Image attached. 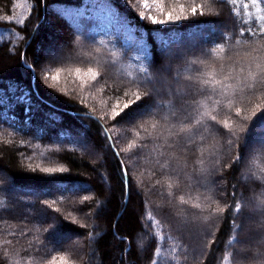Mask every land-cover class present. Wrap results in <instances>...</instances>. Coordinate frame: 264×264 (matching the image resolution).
<instances>
[{"label": "trees", "instance_id": "trees-1", "mask_svg": "<svg viewBox=\"0 0 264 264\" xmlns=\"http://www.w3.org/2000/svg\"><path fill=\"white\" fill-rule=\"evenodd\" d=\"M180 3L188 19L152 25L136 0H0V264H264L253 211L264 147L249 145L264 86L245 87L264 66V0ZM195 5L204 15L190 14ZM51 40L61 55L48 56ZM77 67L100 73L96 93L48 78L63 68L74 82ZM213 69L232 87L197 90ZM133 92L142 99L113 118ZM205 111L235 135L208 117L196 125Z\"/></svg>", "mask_w": 264, "mask_h": 264}, {"label": "snow or ice", "instance_id": "snow-or-ice-1", "mask_svg": "<svg viewBox=\"0 0 264 264\" xmlns=\"http://www.w3.org/2000/svg\"><path fill=\"white\" fill-rule=\"evenodd\" d=\"M126 2L132 6V0H126ZM169 7L166 8V0H136L137 5H139L143 11L138 12V15L141 19L147 20L148 22H150L152 25H164L170 22H176V21H180L181 19H188V16H184L182 15L185 11V5L183 3H180V0H167ZM236 0H232V3L235 4ZM252 4L255 6L258 3V0H251ZM199 10V14L200 15H204V10H203V5H195L192 6L190 8V14L192 16L197 15ZM153 12L159 13V14H163L166 19H160L159 15H153ZM259 20H264V16L259 17ZM259 31L261 33H264V25H260L259 27ZM221 51H223V45L219 46ZM212 52V54L219 56V52L216 51V49H212L210 50ZM200 63V64H204V61H193V63ZM257 68V72H253L251 70L248 71L247 76L245 77V80H250L252 81V83L246 84L245 87L255 91L257 84L259 83L261 86H264V66H262L261 64H257L256 65ZM65 71V69L63 68H59L55 70V74L51 75V79L53 81L59 82L60 80V73ZM70 74L73 71L72 69H68L67 70ZM82 69L81 68H75L74 72L76 77L79 78L80 82H81V86H83L84 84H86L88 81L85 80V76L88 77L89 80L91 81H95L97 79V77L100 76V73L94 69V68H87L86 72L82 73ZM141 71H147L146 69H142ZM241 72L244 71L243 68L240 69ZM259 77V79H258ZM146 81L151 82L150 81V74L148 77L145 78ZM190 81L192 80L191 77L188 78ZM229 77L225 76L223 77V80L221 79H217L216 78V72L215 69L210 70V71H202L200 73L199 76L196 77L195 81H193V86H195L197 88V90H210L211 92H216V90L219 88L221 90V92L226 91L227 88H231L232 85L231 84H227L225 85L223 83L224 80H228ZM60 91L62 92H66L65 89H60ZM125 95H128L127 92L124 93ZM145 95H147V93H145ZM132 96L135 97V99H129L127 102L124 103L123 108L120 109L119 112L115 111V108L113 109L114 111V117L115 116H120L121 112H123L125 109H128L131 105L136 104L137 101H140L142 99V96L140 94H138L137 92H133ZM211 97H209L210 99ZM218 103V102H217ZM117 104H119V100L117 101ZM197 104L199 105H203L204 101H197ZM232 105V101L228 102V107L230 108ZM256 108H261L260 104L255 105ZM145 111H150V109H146ZM241 113V109L237 108L236 109V115L239 116ZM173 115H176L175 112L172 113ZM256 112H253V116H256ZM208 117L210 118L211 121H215L218 124L222 125L223 128L228 129L229 132L232 135H235L234 132H232V125L227 121V120H223V121H217V117L215 115H211L210 112L205 111L203 113L200 114V116L198 118H194V123L196 125H199L203 122L204 118ZM165 120H167V116L164 117ZM179 119V118H178ZM245 119H247V117H245ZM140 127H143V125H140ZM151 127L153 129H155L157 127L156 123H153L151 125ZM172 127H176V125H171L170 129H169V134H171V128ZM257 127H258V131H257ZM191 128L184 124L183 122H181L180 127L178 129L179 132L183 133L185 131H190ZM138 134V133H137ZM249 135H254L257 138V142L264 147V122H261L258 118V124L253 126L252 131L249 133ZM229 144H231V141L228 142ZM129 147L131 148L132 145H129ZM237 159H239V157H237ZM257 161L253 160V164L257 165ZM259 171H261V175L256 177L257 180L259 181H264V169H258ZM43 171L45 173H56V172H64L66 171V169L64 168H45L43 169ZM180 202L181 203H188L187 201H185L184 197L181 196L180 198ZM191 207L196 208V209H201V211H203V209L201 208V205L199 203L193 204L191 205ZM234 210H236L237 212L239 211L240 205L239 204H235L232 206ZM223 209L217 207L214 211H213V215L222 212ZM253 211L255 212H259V214L264 217V201H259L255 204ZM205 219H207V217H205ZM264 242V241H262ZM48 264H70V262L68 261L67 257L65 256H61L59 257V261L57 260V257L53 256L52 259L48 262Z\"/></svg>", "mask_w": 264, "mask_h": 264}, {"label": "rangeland", "instance_id": "rangeland-1", "mask_svg": "<svg viewBox=\"0 0 264 264\" xmlns=\"http://www.w3.org/2000/svg\"><path fill=\"white\" fill-rule=\"evenodd\" d=\"M47 46V45H46ZM50 48V49H49ZM49 50H48V56H49V54H51L52 56H59V55H61V53H63V50L65 49V45H64V43L62 42V41H59V42H55V40L53 41V40H51L50 41V43H49ZM55 48V49H54ZM47 49V48H46ZM166 68H170V66L168 65V66H166ZM35 69V68H34ZM165 70H167V69H165ZM49 74H50V76L48 77V78H50V82L51 83H54V84H58V85H60V83L59 82H56V81H53L52 79H51V75H52V72L50 73L49 72ZM63 75V74H62ZM60 76V80L62 81V82H64V83H68L69 82V84L71 85V86H75V82H77L78 84H79V86H80V90L82 89V90H84L85 92H87V91H93V93L95 92L96 93V91L98 90V85L97 84H94L93 82L94 81H91V80H89L88 78H86V80L88 81L86 84H84L83 86H81V82H80V80H79V78H75V79H72V80H75L74 82L73 81H71V80H69V81H67V79H65L64 78V76ZM66 76V75H65ZM166 78V75L165 74H160L159 75V78ZM62 86V85H61ZM156 87V90L159 92V93H161V91L162 90H160V87H158V86H155ZM162 88V87H161ZM62 89H64V86H63V88ZM164 90H165V88H163ZM91 91V92H92ZM166 92L165 93H167V95L168 96H175L174 94L175 93H177V90H175V93H169L170 92V90H165ZM114 130V132H115V129H113ZM259 130V129H258ZM250 147L252 148V150L255 148H258V147H261V145L257 142V139H251L250 141Z\"/></svg>", "mask_w": 264, "mask_h": 264}]
</instances>
